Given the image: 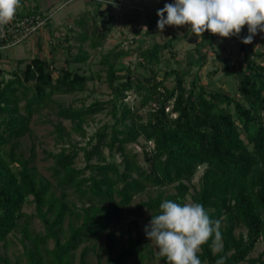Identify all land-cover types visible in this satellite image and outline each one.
Instances as JSON below:
<instances>
[{
    "label": "trees",
    "instance_id": "1",
    "mask_svg": "<svg viewBox=\"0 0 264 264\" xmlns=\"http://www.w3.org/2000/svg\"><path fill=\"white\" fill-rule=\"evenodd\" d=\"M42 11L39 5L17 10L21 15ZM158 19L153 18L155 23ZM84 21L81 16L74 23L82 26ZM246 35L245 25L240 36ZM105 36L78 33L80 51L66 66H56L55 54L45 56L38 41L33 58L19 60L8 72L0 67V264H93L90 253L99 248L106 249V260L98 254L96 264H148L152 250L145 232L132 236L130 228L127 238L116 236L111 223L128 212L140 216L144 208L151 218L160 213L163 201L183 204L188 195L212 220L221 222L223 250L214 253L209 240L197 254L201 264H216L222 256L227 257L225 264H264V251L251 255L264 238V33L249 44L237 37L243 51L238 64L222 60L225 73L237 80L235 92L208 89L194 71L195 64L201 67L207 60L202 47H212L216 38L206 31L197 44L198 57L186 68L163 73L155 68L170 41L136 47L139 63L151 65L142 77L129 68L123 73L125 65L118 68L111 53L106 54L111 98L81 107L62 105L54 94L83 91L94 77L70 64L88 59L85 42L98 47ZM62 46L59 40L52 49ZM169 77L172 86L165 83ZM129 91L140 97L139 105L125 100ZM47 107L70 120L72 131L86 138L80 145L68 139L71 131L66 133L61 122L55 125L63 146L47 152L50 177L36 165L34 152L26 156L20 149L21 137L31 131V117ZM103 111L113 122L88 136L84 124ZM82 152L85 164L78 166ZM201 167L199 184H194ZM151 187L155 194L129 208L136 195ZM28 203L35 205V212L24 211ZM35 218L43 230L35 228ZM239 227L246 233L237 232ZM15 231L22 234L23 251L12 262L1 247L8 246Z\"/></svg>",
    "mask_w": 264,
    "mask_h": 264
},
{
    "label": "rangeland",
    "instance_id": "2",
    "mask_svg": "<svg viewBox=\"0 0 264 264\" xmlns=\"http://www.w3.org/2000/svg\"><path fill=\"white\" fill-rule=\"evenodd\" d=\"M48 1L53 2L50 7L51 10H56L52 17V22L32 36L35 40L29 38L9 49L4 53L5 55H0V67L8 72L19 65V60L33 58L37 52V45L34 44L37 36H40L43 54L49 56L51 53H54L56 66H66L68 59L76 56L80 51L79 48L82 43L76 38L78 33L82 31L89 33L96 31L100 35L106 33L101 46L91 47L90 41L83 44V48L89 54L86 61H72L70 64L71 67L77 68L80 73L86 75L94 74V77L88 80L83 91L71 94H54L53 98L62 105L81 107L84 103L90 104L94 100L111 98L112 90L106 81L108 66L104 61V56L108 53H111V59L118 68L125 65V69L122 71L123 73L128 71L126 68H129L138 77H142L147 71L149 72L151 66L139 63L141 58L136 50L138 46L146 47L154 42H171V45L163 50L159 65L155 66L160 73L170 68H186L189 62L194 61L198 57L197 44L202 36L197 37L191 34L188 26L166 25L164 31L160 32L157 28V23L153 20L154 16L157 15V10L163 8L164 4L169 3L171 0H115L117 1L115 6L113 3H110L111 0H105L104 3L97 0H73L68 3L66 2L67 0H21L20 9L18 8L17 10L21 11V8L29 10L37 4H47ZM132 4H138L144 8L138 18L136 17L138 14L137 10L129 7ZM42 8L44 12L50 11L48 8ZM65 14H68L70 17L68 18ZM81 16L85 20L82 26L74 23ZM135 18H137L136 21L132 22L131 20ZM148 28H150L149 31H147ZM67 37L68 40H66ZM59 40L65 46L56 47L53 50V45ZM119 50H129L130 53L121 57H115L113 53ZM202 51L207 55L206 62L201 67L197 66V64L194 66V71H198L200 74L201 83L206 85L210 90L235 92L237 80L235 76H230L225 73L222 60H227L235 65L242 60L243 51L240 48L237 36L222 38L216 35L212 47L204 46L202 47ZM21 65L24 64L21 63ZM165 83L168 86H172L174 83L173 77L167 78ZM125 100L133 106L140 104V97L133 93V91L128 92ZM24 103L25 100L21 102L22 107ZM55 105L52 104V106ZM58 122H61L65 127L66 133L71 131L68 139L80 145L86 144V138L72 131L70 120L60 118L50 107L44 108L42 112L35 113L31 117V131L27 132L20 139V149L26 156H30L34 152L36 155V165L43 174L49 177L51 174L48 170L50 162L47 158V152H56L63 146V143L57 140V135L54 131L55 125ZM112 122L111 115L107 111H103L89 117L88 121L84 124V128L89 136L104 124H110ZM132 147L138 150L140 149L137 144H132ZM117 158L120 159V156L117 155ZM76 164L78 166H84L85 160L83 152L80 154ZM203 169L204 167H201L193 178L194 184H199ZM156 191V188L151 187L147 192L136 195L129 208L134 207L140 200L146 199L149 194H155ZM191 191H193V188ZM192 202L191 195H188L185 203ZM24 211L28 214L35 212V205L33 203L26 204ZM150 219V212L144 208L140 216H137L135 212H128L120 219L112 222L111 227L115 230L116 236L123 235L127 238L130 235V228H132V236H135L137 231H144V227ZM33 224L39 230H43L44 228L38 218L33 220ZM240 231L246 233L244 227L237 229V232ZM21 236V232H13L9 237L8 246L1 247V253L9 256L12 262L19 259L23 251ZM104 240L105 238L100 241V245L104 244ZM149 244L152 251L148 254L146 262L148 264H166L165 258L159 256L154 242L149 241ZM263 251L264 238H261L251 255L257 256ZM98 254H100L103 261L106 260V249L99 248L98 252L91 251L90 253L89 258L93 264L97 263L99 258Z\"/></svg>",
    "mask_w": 264,
    "mask_h": 264
},
{
    "label": "clouds",
    "instance_id": "3",
    "mask_svg": "<svg viewBox=\"0 0 264 264\" xmlns=\"http://www.w3.org/2000/svg\"><path fill=\"white\" fill-rule=\"evenodd\" d=\"M20 3L21 0H0V28L14 20ZM110 3L114 4V0ZM156 14L160 32L166 25L188 26L189 32L197 37L207 31L222 38L237 36L244 44L252 43L255 35L264 33V0H174L165 3ZM245 25L248 35L241 37ZM159 209L160 213L152 215L144 232L166 264H201L197 254L209 240L214 253L223 250L221 222L212 220L202 204L165 200ZM226 259L222 256L216 264H225Z\"/></svg>",
    "mask_w": 264,
    "mask_h": 264
},
{
    "label": "built area",
    "instance_id": "4",
    "mask_svg": "<svg viewBox=\"0 0 264 264\" xmlns=\"http://www.w3.org/2000/svg\"><path fill=\"white\" fill-rule=\"evenodd\" d=\"M71 1L73 0H67L66 2L68 3ZM97 1L102 3L105 2V0ZM116 3L117 1L114 0V4ZM169 3H174V0H171ZM129 7L140 11L144 10V8L138 4H132L129 5ZM55 12L56 10H50L48 12L42 11L41 13L21 15L16 11L14 20L0 28V53L4 54L9 49L31 38L39 32L40 29L52 22V17Z\"/></svg>",
    "mask_w": 264,
    "mask_h": 264
},
{
    "label": "crops",
    "instance_id": "5",
    "mask_svg": "<svg viewBox=\"0 0 264 264\" xmlns=\"http://www.w3.org/2000/svg\"><path fill=\"white\" fill-rule=\"evenodd\" d=\"M43 4V3H42ZM39 5V4H37V5H39L40 6V9H43L42 7H45V8H48V10H51V6H52V4H53V2H50V1H48L47 2V4L45 3V4H43V5ZM20 9V8H19ZM23 10V11H22ZM24 11H27L26 9H22L21 8V12H24ZM63 16V15H62ZM65 16H67L68 18L70 17L68 14H65ZM44 33H45V31H44ZM49 33V32H48ZM32 38V37H31ZM37 39H36V42L34 41V44L35 45H37V43H38V41H40L41 42V40H40V36H37L36 37ZM33 40H35V38H32ZM5 55V54H4ZM10 56V55H9Z\"/></svg>",
    "mask_w": 264,
    "mask_h": 264
}]
</instances>
